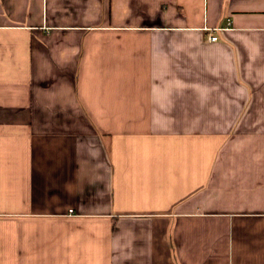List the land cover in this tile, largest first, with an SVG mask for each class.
Listing matches in <instances>:
<instances>
[{
  "label": "crops",
  "instance_id": "crops-1",
  "mask_svg": "<svg viewBox=\"0 0 264 264\" xmlns=\"http://www.w3.org/2000/svg\"><path fill=\"white\" fill-rule=\"evenodd\" d=\"M0 264H264V0H0Z\"/></svg>",
  "mask_w": 264,
  "mask_h": 264
},
{
  "label": "built area",
  "instance_id": "built-area-1",
  "mask_svg": "<svg viewBox=\"0 0 264 264\" xmlns=\"http://www.w3.org/2000/svg\"><path fill=\"white\" fill-rule=\"evenodd\" d=\"M232 26V19L228 18L226 20V23L224 26H220V27H215V28H205V30L207 31V33L209 34V40L210 41H216L218 39V37L216 35H214V33L218 30H224V29H228L229 27ZM73 210H71L72 212Z\"/></svg>",
  "mask_w": 264,
  "mask_h": 264
}]
</instances>
